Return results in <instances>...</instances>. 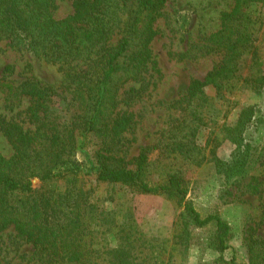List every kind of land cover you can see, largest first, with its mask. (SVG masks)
Segmentation results:
<instances>
[{"label": "rangeland", "instance_id": "374dc122", "mask_svg": "<svg viewBox=\"0 0 264 264\" xmlns=\"http://www.w3.org/2000/svg\"><path fill=\"white\" fill-rule=\"evenodd\" d=\"M136 1L121 0L123 22L112 43L121 38L119 27L132 17ZM74 2L54 0V16L72 15ZM234 5L235 0H165L154 13L157 32L146 70L120 84L106 106L108 125L90 131L82 120L89 113L87 82L94 75L88 67L95 55L54 60L0 38V81L47 88L48 119L57 130L48 136L54 132L56 139L72 140L71 156L83 167L73 179V174L46 182L32 178L35 194H62L63 210L50 221L58 227L73 219L69 228L75 232L68 239L84 233L87 243L80 247L111 248L105 258L98 253L92 261L65 258L63 264H264V0L246 8L252 40L227 62L221 86L209 83L194 95L189 91L195 79H205L225 60L226 49L211 36ZM31 104V95L11 93L0 84V154L16 152L5 132L8 122L37 128ZM124 117L125 126L114 136L109 131L115 119ZM100 153L114 166L136 169L143 162L151 184L177 174L184 197L97 180L89 171ZM186 204L202 219L218 215L229 224L224 243L216 221L197 223ZM100 226L108 232L93 237ZM121 236L124 261L116 258L118 248L113 250ZM46 253L14 224L0 231V264H51Z\"/></svg>", "mask_w": 264, "mask_h": 264}, {"label": "trees", "instance_id": "16d2710c", "mask_svg": "<svg viewBox=\"0 0 264 264\" xmlns=\"http://www.w3.org/2000/svg\"><path fill=\"white\" fill-rule=\"evenodd\" d=\"M164 1L137 0L132 17L127 22L124 20V25L119 27L122 35L114 44L111 42L112 36L116 27L123 22L121 12L118 11L122 6V3L119 5L121 0H75L74 13L63 18L54 16V0H0V38L8 37L16 43L27 45L37 55L54 60L86 58L94 54L96 58L88 67L89 73L94 75L87 82L90 107L89 113L83 117L82 127L89 131L97 130L96 126L101 128L100 126L108 125L106 106L112 93L116 92L122 82L130 78L137 79L146 70L152 58L150 43L157 32L154 13ZM255 1L258 0H235L234 7L223 12L222 27L211 38L218 47L226 49V58L205 79H195L191 83L189 91L192 95L209 83L221 86L218 79L221 77L223 80L227 62L252 40L249 25L252 15L246 8ZM124 76L126 78L122 80ZM0 84L6 86L11 93L21 91L31 95L30 117L38 123L34 131L17 122H8L5 126L6 135L16 152L10 157L0 154V231L14 224L20 233L40 243L47 250L46 256L51 264H63L65 258L83 263L102 256L105 258L103 254L109 253L111 249H105V244L102 250L100 247L96 251L80 247L87 243L82 238L84 233L73 234L68 239L75 232L69 228L73 219L58 227L51 223L50 216L63 210L60 205L63 204L61 193H58V197L54 196L55 191L52 190L42 192L41 195L35 194L38 190L33 187L34 177L46 182L71 174L73 179L83 172L82 163L71 156L74 148L72 140H60L59 135L56 139L54 132L48 136L50 131L57 130L48 119L47 88L31 82H25L20 87L3 81ZM115 120L109 132L119 136L126 124V117ZM44 139L47 142L42 146ZM99 155L92 162L89 171L97 180L124 182L144 192H175L184 197L182 181L177 174L169 175L165 183L151 184L144 177L143 162L136 169L114 166L108 161L110 156L102 153ZM73 191L75 193L76 190ZM186 207L194 212L199 224L215 220L218 236L224 243V237L230 229L227 222L218 215H208L202 219L191 204H186ZM102 228H94L96 234L93 229V237H97L99 233L106 234L109 230ZM120 238L113 250L118 248L116 258L124 261L126 246L122 242L123 236Z\"/></svg>", "mask_w": 264, "mask_h": 264}]
</instances>
